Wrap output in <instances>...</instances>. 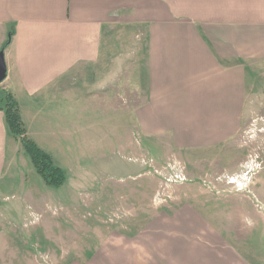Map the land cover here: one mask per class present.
Instances as JSON below:
<instances>
[{
	"label": "crops",
	"instance_id": "obj_1",
	"mask_svg": "<svg viewBox=\"0 0 264 264\" xmlns=\"http://www.w3.org/2000/svg\"><path fill=\"white\" fill-rule=\"evenodd\" d=\"M10 33L0 105L9 90L39 146L71 136L72 114L118 124L126 113L134 126L138 119L149 151L209 155L242 123L247 67L264 59V0H0V48ZM87 119L76 129L88 128ZM9 141L16 153L0 108V170ZM180 206L162 216L178 219L184 237L204 215ZM192 236L161 249L155 264L196 263L198 254L205 264L228 263L229 247L215 245L219 235L207 239L214 246ZM159 251L151 257L162 258Z\"/></svg>",
	"mask_w": 264,
	"mask_h": 264
},
{
	"label": "rangeland",
	"instance_id": "obj_2",
	"mask_svg": "<svg viewBox=\"0 0 264 264\" xmlns=\"http://www.w3.org/2000/svg\"><path fill=\"white\" fill-rule=\"evenodd\" d=\"M246 80L242 123L209 155L149 151L138 119L134 126L126 113L118 124L72 114L71 136L37 144L65 174L55 186L36 172L19 139L16 153L9 141L0 170V264H127V256L155 264L161 249L214 234L218 248L229 247L228 263L264 264V59L247 67ZM82 117L91 125L76 129ZM182 203L204 215L184 237L178 219L162 216Z\"/></svg>",
	"mask_w": 264,
	"mask_h": 264
},
{
	"label": "trees",
	"instance_id": "obj_3",
	"mask_svg": "<svg viewBox=\"0 0 264 264\" xmlns=\"http://www.w3.org/2000/svg\"><path fill=\"white\" fill-rule=\"evenodd\" d=\"M11 33L0 49H4L9 43ZM0 108L4 113V120L9 134L19 139L25 152L28 154L35 170L49 185H59L65 180L63 170L54 164L51 156L42 150L31 138L25 134V127L19 112L18 102L14 95L6 90L2 96Z\"/></svg>",
	"mask_w": 264,
	"mask_h": 264
},
{
	"label": "water",
	"instance_id": "obj_4",
	"mask_svg": "<svg viewBox=\"0 0 264 264\" xmlns=\"http://www.w3.org/2000/svg\"><path fill=\"white\" fill-rule=\"evenodd\" d=\"M6 76V64L3 57V50H0V82L5 78Z\"/></svg>",
	"mask_w": 264,
	"mask_h": 264
},
{
	"label": "built area",
	"instance_id": "obj_5",
	"mask_svg": "<svg viewBox=\"0 0 264 264\" xmlns=\"http://www.w3.org/2000/svg\"><path fill=\"white\" fill-rule=\"evenodd\" d=\"M144 160H148V161H151V158H145ZM151 165H152V163H151ZM152 167V166H151ZM152 168H154V167H152ZM150 171V170H149Z\"/></svg>",
	"mask_w": 264,
	"mask_h": 264
}]
</instances>
